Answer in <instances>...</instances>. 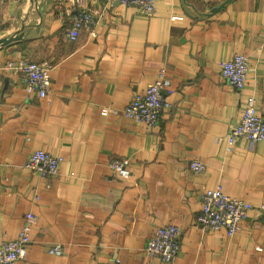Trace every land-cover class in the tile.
<instances>
[{"label": "crops", "instance_id": "crops-1", "mask_svg": "<svg viewBox=\"0 0 264 264\" xmlns=\"http://www.w3.org/2000/svg\"><path fill=\"white\" fill-rule=\"evenodd\" d=\"M67 0H0V246L16 239L25 215L35 222L19 264H167L144 249L159 228L183 230L168 264H264V212L254 207L243 230L201 232V193L264 203V140L226 137L248 96L264 118V0H156V13L85 0L101 13L95 35L68 40ZM234 54L248 58L242 91L221 75ZM47 63L51 92L28 94L9 61ZM166 69L171 108L147 129L124 110ZM61 156L59 175L26 168L30 154ZM131 176L118 178L114 160ZM206 165L197 173L192 161ZM60 244L63 253L51 248Z\"/></svg>", "mask_w": 264, "mask_h": 264}, {"label": "built area", "instance_id": "built-area-1", "mask_svg": "<svg viewBox=\"0 0 264 264\" xmlns=\"http://www.w3.org/2000/svg\"><path fill=\"white\" fill-rule=\"evenodd\" d=\"M108 4L118 2L125 7H133L141 14L152 16L156 13V0H105ZM66 16L70 26L66 36L70 41H76L81 30L90 31L95 35V29L101 18V13L88 9L85 0H67ZM53 66L29 60L9 61L4 70L21 76L24 89L28 94H37L45 98L51 92V70ZM250 71L249 60L241 54L226 61L221 68V75L225 82L233 89L242 91L248 81ZM166 69H161L145 93H138L124 110L125 116L147 129L156 127L165 110L171 108L169 95L172 92L166 86ZM241 139L252 143L264 140V118L261 116L258 101L254 96L246 98L240 118L226 137V151L232 152L234 146ZM63 162L61 156H56L44 150L32 152L26 163V168L43 178H55L59 175V168ZM190 167L200 173L206 170V165L200 161H192ZM111 170L118 178L128 179L131 176L127 160H114L110 164ZM202 208L196 217V225L201 232L226 230L228 236H234L243 230V223L248 219L254 207L264 212V203L254 206L250 202L233 198L225 193L219 184L216 188H209L201 193ZM35 222L32 211L25 215L23 226L16 239H5L0 246V264H19L27 256L31 243V232ZM183 230L175 225L159 227L145 246V253L156 257L163 263H172L181 248ZM51 253L61 254L63 248L56 244Z\"/></svg>", "mask_w": 264, "mask_h": 264}, {"label": "water", "instance_id": "water-1", "mask_svg": "<svg viewBox=\"0 0 264 264\" xmlns=\"http://www.w3.org/2000/svg\"><path fill=\"white\" fill-rule=\"evenodd\" d=\"M15 40H18V36L2 38L0 39V45H7V44L12 43Z\"/></svg>", "mask_w": 264, "mask_h": 264}]
</instances>
